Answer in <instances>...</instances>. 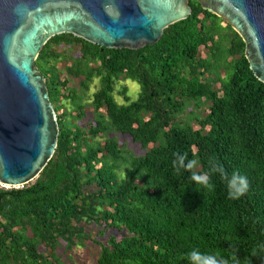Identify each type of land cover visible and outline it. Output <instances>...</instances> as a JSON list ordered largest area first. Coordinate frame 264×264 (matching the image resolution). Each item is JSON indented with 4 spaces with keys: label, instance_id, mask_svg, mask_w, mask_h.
<instances>
[{
    "label": "trees",
    "instance_id": "obj_1",
    "mask_svg": "<svg viewBox=\"0 0 264 264\" xmlns=\"http://www.w3.org/2000/svg\"><path fill=\"white\" fill-rule=\"evenodd\" d=\"M191 4L153 45L107 48L68 33L45 45L37 65L59 116L58 146L36 179L0 188V264H71L62 245H92L97 264H188L193 249H237L241 264H264V251L250 255L264 245V83L242 37ZM122 78L140 84L137 99ZM185 152L197 173L215 163L229 179L247 177L246 193L230 199L219 172L211 190L176 173L174 154Z\"/></svg>",
    "mask_w": 264,
    "mask_h": 264
},
{
    "label": "water",
    "instance_id": "obj_2",
    "mask_svg": "<svg viewBox=\"0 0 264 264\" xmlns=\"http://www.w3.org/2000/svg\"><path fill=\"white\" fill-rule=\"evenodd\" d=\"M192 0H0V188L36 179L54 156L57 110L37 59L51 38L72 34L107 48L157 43L187 19ZM243 39L264 83V0H194Z\"/></svg>",
    "mask_w": 264,
    "mask_h": 264
},
{
    "label": "clouds",
    "instance_id": "obj_3",
    "mask_svg": "<svg viewBox=\"0 0 264 264\" xmlns=\"http://www.w3.org/2000/svg\"><path fill=\"white\" fill-rule=\"evenodd\" d=\"M176 159L173 161V168L176 173H179L181 169L190 171V179L197 184L202 185L206 189H213L214 185L211 183V174L219 172L222 179L227 181L228 196L230 199H239L244 195L249 187L247 177L240 175L239 173H233L229 179L226 171L222 166L218 164H212L208 172L197 173L193 169L197 165L196 160H189L188 154L175 153ZM187 161V163H185ZM261 251H264V245H260L258 249H253L250 255L252 257L257 256ZM238 250L233 249L227 256L221 255L215 252H201L198 249H193L186 253L185 259L188 264H241V260L237 255ZM246 264H251V260L245 258Z\"/></svg>",
    "mask_w": 264,
    "mask_h": 264
},
{
    "label": "rangeland",
    "instance_id": "obj_4",
    "mask_svg": "<svg viewBox=\"0 0 264 264\" xmlns=\"http://www.w3.org/2000/svg\"><path fill=\"white\" fill-rule=\"evenodd\" d=\"M59 66L60 67L61 66H64V63L60 64ZM78 84H79L78 81H71V83L69 84V86L71 88L72 87L78 88V86H79ZM119 85L120 86L121 85H126L128 87V95L130 96V98L132 100H135V99L138 98L139 93L141 91V87H140V84L137 81H135L133 79H129V78H122V79H120V81L118 83V86ZM97 86H98V81L95 80L94 83H91L89 85V88L87 90L81 91L79 89L80 90V93H81L80 94V97L82 98V100L84 101V98L87 99V101L89 99H91L92 94L94 93V91L97 90ZM119 87L116 88L115 96H116L117 101L123 103L126 100H125V97L122 94H120L119 90L121 88H119ZM77 105H78V102H73V100H71V102H70V104L68 106L70 108L72 107L73 109H75ZM86 110H88V111L91 110V106L89 104L86 105ZM202 113H203V111H202ZM115 134L116 135H119L118 137L122 141H127L128 144H129V147L132 150H134V151L137 150V148H136L137 145H135L132 142V140H131L130 137H128V136H122L121 134H117V133H115ZM89 244H91V243H89ZM91 252H92V254H95V255H91ZM58 253H59V255H63L64 260L65 261H68V263H71V264L72 263H74V264H94L95 262L93 263V259L95 261L96 260V257H97V255H96L97 254V249H95L92 245H91V250L90 251L86 247H78V249L74 250L73 253L72 252H67L66 246H63L62 245V247H58ZM95 264H97V263H95Z\"/></svg>",
    "mask_w": 264,
    "mask_h": 264
},
{
    "label": "flooded vegetation",
    "instance_id": "obj_5",
    "mask_svg": "<svg viewBox=\"0 0 264 264\" xmlns=\"http://www.w3.org/2000/svg\"><path fill=\"white\" fill-rule=\"evenodd\" d=\"M64 110H67V111H69L68 107H67V108H65Z\"/></svg>",
    "mask_w": 264,
    "mask_h": 264
}]
</instances>
